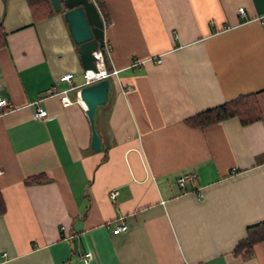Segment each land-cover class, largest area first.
Listing matches in <instances>:
<instances>
[{
	"label": "crops",
	"instance_id": "1",
	"mask_svg": "<svg viewBox=\"0 0 264 264\" xmlns=\"http://www.w3.org/2000/svg\"><path fill=\"white\" fill-rule=\"evenodd\" d=\"M91 1L117 70L97 151L65 9L38 19L27 0H0V264H81L85 251L89 264H264V240L233 253L264 220V0ZM246 94L260 121L186 123Z\"/></svg>",
	"mask_w": 264,
	"mask_h": 264
},
{
	"label": "water",
	"instance_id": "2",
	"mask_svg": "<svg viewBox=\"0 0 264 264\" xmlns=\"http://www.w3.org/2000/svg\"><path fill=\"white\" fill-rule=\"evenodd\" d=\"M55 12L62 9L72 40L77 44L81 65L84 70L95 69L92 51L103 45L104 26L97 7L91 0H50ZM108 80L83 86L80 99L85 104V113L91 126L90 147L100 149L99 136L94 128V113L97 106L107 100Z\"/></svg>",
	"mask_w": 264,
	"mask_h": 264
},
{
	"label": "trees",
	"instance_id": "3",
	"mask_svg": "<svg viewBox=\"0 0 264 264\" xmlns=\"http://www.w3.org/2000/svg\"><path fill=\"white\" fill-rule=\"evenodd\" d=\"M27 2L33 16L38 19L49 17L51 14L55 13L50 0H27ZM5 41L6 33L0 24V47L5 44ZM230 117H237L242 124H248L260 121L262 115L253 96L251 94H246L237 96L232 100L197 113L186 119V123L191 126L204 127ZM42 180H44V176L38 175L26 181V183H39ZM5 208V203L0 194V215L5 212ZM262 240H264V220L246 228L245 237L238 241L233 253L242 258H248L252 256L253 245Z\"/></svg>",
	"mask_w": 264,
	"mask_h": 264
},
{
	"label": "built area",
	"instance_id": "4",
	"mask_svg": "<svg viewBox=\"0 0 264 264\" xmlns=\"http://www.w3.org/2000/svg\"><path fill=\"white\" fill-rule=\"evenodd\" d=\"M239 13L243 15V8H239ZM111 54V46L103 41L102 47H97L94 51H92V55L94 57V65L95 69H87L84 70L82 73L83 79H84V85H90L95 82L101 81V80H107L108 78H115L117 75L116 69H108L107 64L110 59ZM159 61V60H158ZM91 72V73H90ZM72 78L71 73L63 74L59 77V81H65L70 84V80ZM48 93L50 94H57V92L54 89L48 90ZM60 95V101L63 105H66L69 100L66 95V90H63L59 92ZM7 101L4 98H0V108L7 107ZM47 112L43 108H35L33 116L34 118H44L46 117ZM196 178V175L194 173H187L182 174L175 178L173 184L180 190H183L185 188V184L188 181H192ZM117 189H110L107 192L108 197L111 200H114L116 196L118 195ZM197 196H201V194H198ZM63 230V227H61ZM127 229L126 224L121 223L116 228L112 230L114 234L118 232L125 231ZM65 239L74 240L76 237L74 235H68ZM77 259L81 264H89L92 260V253L90 251H85L83 253L77 254Z\"/></svg>",
	"mask_w": 264,
	"mask_h": 264
},
{
	"label": "rangeland",
	"instance_id": "5",
	"mask_svg": "<svg viewBox=\"0 0 264 264\" xmlns=\"http://www.w3.org/2000/svg\"><path fill=\"white\" fill-rule=\"evenodd\" d=\"M107 80H108L109 84H111L112 78H108Z\"/></svg>",
	"mask_w": 264,
	"mask_h": 264
},
{
	"label": "bare ground",
	"instance_id": "6",
	"mask_svg": "<svg viewBox=\"0 0 264 264\" xmlns=\"http://www.w3.org/2000/svg\"><path fill=\"white\" fill-rule=\"evenodd\" d=\"M91 73V72H90Z\"/></svg>",
	"mask_w": 264,
	"mask_h": 264
}]
</instances>
